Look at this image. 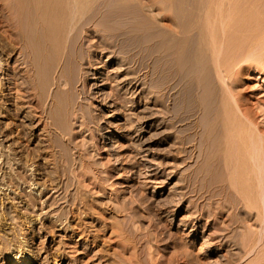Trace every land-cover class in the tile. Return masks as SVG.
I'll return each instance as SVG.
<instances>
[{"label": "rangeland", "instance_id": "obj_1", "mask_svg": "<svg viewBox=\"0 0 264 264\" xmlns=\"http://www.w3.org/2000/svg\"><path fill=\"white\" fill-rule=\"evenodd\" d=\"M222 1L179 0L183 19L170 11L174 0H121L125 26L103 29L98 16L82 29L76 79L57 88V69L39 78L18 62L19 49L0 53V264H264L262 168L258 198L244 197L232 188L222 145L225 119L235 116L264 140V57L244 59L249 33L264 30V0ZM219 7L228 10L218 45L228 46L220 54L229 62L221 80L210 61L198 62L202 90L187 99V80L167 71L164 55L174 41L187 44L184 20L199 29L204 11ZM29 74L43 90H27ZM18 81L32 120L13 111ZM203 89L232 100L228 112L218 101L207 108ZM36 178L44 189L31 185Z\"/></svg>", "mask_w": 264, "mask_h": 264}, {"label": "bare ground", "instance_id": "obj_2", "mask_svg": "<svg viewBox=\"0 0 264 264\" xmlns=\"http://www.w3.org/2000/svg\"><path fill=\"white\" fill-rule=\"evenodd\" d=\"M8 1H9L8 3H7V1H5L6 3L3 5V8L1 6L2 10L0 12V24L1 25L3 24L4 28H5L3 30V32L0 33V45L1 44L3 45L2 48L0 46V48L2 49V51L0 53H2L4 51L12 52L13 49L15 51V48L19 49V51L16 50V53L19 52L18 58H20V60L18 62L23 64V66L27 68V69L25 68L26 71L28 70L29 71L28 73H30L31 75H35V76L38 75L39 76L40 75L39 73H41L42 70L44 71V69L47 70L46 72L49 71L51 74L54 72L53 74L55 75V71L57 69V71H56L57 76L56 77L53 76L54 78L52 77V81L50 83V87H52V88L58 87L57 85L59 84L58 82L61 81L60 79H63L66 81H68V79H71V81L70 80L69 81L73 82L75 75L78 73V71L76 69L77 66H75V65L77 62L79 63V61L81 59L79 58L80 55H78V57H77V55H76L77 51L74 48V46H75V43L77 42L76 37L77 38L79 37L78 35H80L79 34L80 31L82 32V29H84V28L86 29V27H88V26L91 27L96 22L98 16H101L99 25L103 29L104 28L108 29V28H112V27L114 28V27H118V26L124 27L125 23L128 21L126 18V15H125L126 13L124 14L123 13L124 11L121 9V11H123V12H121L119 9L120 4H118V3L121 0H101V1H98V2H101L102 5L101 4L99 5V3L97 5V0H8ZM180 1L182 3V0H180ZM215 1H217V0H215ZM218 1H219L218 2L219 5H220V3L223 2L222 0H218ZM0 3L2 5L1 1H0ZM181 3L179 2V0L178 1L174 0V3H172L173 8L170 11H172L173 14H176L177 17L180 16L181 18H183V17L188 18L186 16H187V14H189V12L187 13V11L181 7L182 6ZM241 4H242V2H241ZM117 5H119V6H117ZM98 6H102L104 11L100 10V7L98 8ZM231 8L229 9V11L231 10ZM225 11H228V10L225 9L224 11H222L220 7L215 8L213 10L204 11L205 13H204L203 18H205L206 21L204 19L205 24H202L203 26H200L199 29L196 27H195L196 29L192 28V26H190V23L188 22L189 23V25H188L187 22H185V20H184V22H182L183 24L181 23L183 25V27L181 28V26L180 25L179 26H180V30H182V34H185V36H183L184 37L183 40L185 41L187 39V41H188V42L186 41L187 44H185L184 42H181V43L185 44V46H182L180 44V40H179L178 43L180 46H177L175 44V41L174 42L172 41L173 44L175 45L174 46L175 48L174 47L173 48L171 47L172 49L169 48L166 51V54L164 55L165 60H167V61L165 62L166 66H165V64H163V65L166 67L167 71L172 72V74H177V75L179 74L180 80H183V81L187 80L186 84H185L186 85L185 86V92H186V95L188 96L187 99H190L192 97V95L194 97L195 96L194 91L195 90L197 91L200 89L199 82L197 80V71H198V67H199L198 62H200L201 60L202 61H210V64H212L213 68L216 71L214 73L217 74L219 80H221L220 74H222V72L224 71L223 69L225 67V64H227V61L229 62L230 58L226 60V58H228L229 56L227 57L226 55H224L226 58H222L223 56L220 54V53H223V51L220 50L222 48V46L220 47L219 45L223 44V42H222L223 40H221L222 43L218 45V43H220L219 41L221 39V38H219L220 37L219 34L223 32L224 28L226 31V27H223V26H225L224 21L227 17V15L224 14ZM231 11H233V10H231ZM234 11H236V10H234ZM102 14H103V16H102ZM227 14H229V12H227ZM233 15H234V13H233ZM177 17H176V19L178 20L179 18H177ZM180 21L181 20L179 19V22ZM255 28H253L252 30L255 31L256 30ZM257 29L259 31L260 27ZM261 29H263V28H261ZM193 30H194V35L192 33ZM254 31H252V33H255ZM190 33H192V34L189 35ZM249 35H252V37L246 38V39H249L246 47L250 44L249 46L251 47V51H250L251 53L248 51L250 54L248 53V55H246V58H244V59L247 60V58H249V57H252L251 59H254L253 57L257 58L258 55H259L258 58H260V57L263 58L264 57V30H261L255 34L249 33ZM221 36H223V33L221 34ZM181 37L182 36H180L178 38L180 39ZM192 38H194L195 40ZM181 41H182V39H181ZM246 42H243V43L246 44ZM232 43H233V41H232ZM243 43H241V44H243ZM226 45H227V43H226ZM239 45H237V46H239ZM243 45H240L241 48ZM243 47L245 48V46H243ZM226 48L224 47L225 50L223 48H222V50H224L226 52ZM248 48H246V49L249 50L250 48L249 49ZM74 49L76 52H73ZM243 51H244V49H243ZM242 52H241V54L245 53V52L244 53H242ZM255 53H256V55L252 56V54H255ZM249 55H251V56H249ZM0 56H2V54ZM9 56H8V58H9ZM82 56H81V58H83ZM231 57H232V55H231ZM241 57H245V56H241ZM18 58H17V60H18ZM0 59H1V57H0ZM6 59H7V57H6ZM76 59H80V60H76ZM251 59H249V60H251ZM44 61L46 62V64L44 63ZM15 62H17V61H15ZM1 63H3V62H1ZM3 64H1V65H3ZM19 64H18V66H19ZM39 65H42L43 67L39 66ZM14 66H16V65H14ZM73 66H75L76 71L74 70ZM226 68H228V67H226ZM15 70H17V69L15 68ZM2 71H0V75L3 74ZM8 72L10 73V71H8ZM46 72H44L43 74H45ZM49 72L46 74L49 75ZM13 73H15V72L13 71ZM36 73H38V74H36ZM30 74H29V76L27 75L28 78L25 82L23 81L25 78L24 79L22 78L23 79L22 81L24 82V84H26L24 86L27 88V90H31V91L43 90L44 89L43 86L40 85L41 81L40 82L38 81L40 76L37 79L38 76L36 78H34L35 76L31 77ZM51 74L49 76H51ZM4 75L8 76L6 73ZM22 75H24V74H22ZM12 76L13 75H11V78H12ZM17 76H16V78H17ZM49 76H44V77H49ZM198 76H199V74H198ZM23 77H25V75ZM41 77H42V75H41ZM172 78H174V77L172 76ZM75 79H74V81H75ZM8 80H9V78H8ZM11 80L13 81V79H11ZM19 80H20V78H19ZM44 80H46V79L43 78V81ZM47 80H48V78H47ZM47 80H46V83L48 84L50 81L49 80L47 81ZM22 81H20V82H22ZM1 82H2V80H1ZM18 82H13V84H12L13 85L12 88L16 92V96H14L15 99L13 100L15 103L14 106L16 107V110H13V111H14V113H15V111H17V115L15 114L18 117L17 121L21 122L22 120L21 119L19 120V118H21V115L24 112L23 108L26 111V109L28 107L27 105L23 106L24 105L23 101H25L26 104H28L29 101L27 102L26 100L29 99L28 95H27V94H29V92L25 89V87L24 88L21 87L23 85L22 83H21L22 84L21 85L20 82L19 83ZM34 83H36V84L38 83V85H40V86H38V85L36 86V84H34ZM218 83H220V81H218ZM222 83H221V85H222ZM4 84H6V83H4ZM224 84H225V82H224ZM44 85H45V83H44ZM47 86H45V87H47ZM69 86H71L70 83H69ZM22 88L28 92V93L25 91L23 92L25 94L27 93L26 94L27 98L24 97L25 100H22V98H23L22 96L25 95V94L24 95L22 94V91H23ZM3 89H4V87H3ZM45 89H47V88H45ZM9 90H12V89L9 88ZM200 90H202V89H200ZM209 91H210V89H209ZM209 91H207L209 94L208 95L206 91L204 93V89H203L204 94H201L202 95L201 97H202L205 105H207V108L209 107L210 110H212L217 105L218 100H216L214 95L210 94L211 91H210V93H209ZM2 92L3 91H1L0 93H2ZM7 95H8V93H7ZM7 95L5 94V96H7ZM9 97H10V94H9ZM216 97L218 98V96H216ZM224 97L225 96L222 95L221 98L220 97L218 98V99H220V101H218V106L222 105L223 107L221 109L225 110L224 111V113H225L226 111L228 112V110H229L228 108H227L228 110L226 109L225 105L228 104L229 101H232V100H229L227 102ZM198 98L200 99V97H198ZM219 102L220 103L222 102V104L219 105ZM12 105H13V102H12ZM232 106H234V105H232ZM11 107H13V106H11ZM25 107H26V109H25ZM228 107H229V105H228ZM236 110L238 111L239 109H236ZM24 113H27L25 118H28L25 120H30L32 118V116L37 117V115H30L31 116L30 117L28 115V111L24 112ZM4 114L5 113H3V116H4ZM40 116H39V118H40ZM235 118H236V116L233 119L227 117L225 119V123H224V142L222 143L223 148H224V153H223L224 154L223 155L224 156V164L228 168V169L226 168V171L227 170L231 171V172L228 171V175L230 172L231 184L233 186L232 188L236 192L238 190L239 192H241V195L248 198L249 195L253 192V190H255L256 186L257 185L259 186L261 184V183L259 184L260 181H259V177H258L260 175V173L262 172V174L264 175V140L261 139L260 136H259L260 139L258 138L260 141L257 140V138L255 139V137L251 134L253 132H250L252 130L246 129V126L243 125L244 123L242 124V122H241L242 119L239 121ZM37 119L38 118H36V120ZM39 121H41V120L39 119ZM39 121H38V124H39ZM22 124H24V123H22ZM21 125L18 124L17 126L21 128L22 127ZM245 125H246V123H245ZM15 126H16V124H15ZM20 128H18L16 131L17 132L16 136H18L17 141H19L21 139L20 138V134H21ZM45 128H46V126H45ZM250 128H252V127L250 126ZM10 136H12V135H10ZM263 137H264V135H263ZM4 139H5V141L8 140V142H9V139H6L5 137H4ZM16 143H14V146L20 142H18L17 144ZM20 149H21V147H20ZM15 152H18V151L16 150ZM256 168H262V171L258 174V172H257L258 170L255 171ZM30 171H32V170H30ZM39 178L38 179L36 178L37 180L36 179L34 180L36 182L32 181L33 183L32 184L30 183L35 189L36 188L38 189L39 186L43 185V184H40L41 182L39 181ZM263 181H264V179H263ZM229 183H230V181H229ZM261 187L262 188H260V187L259 188L261 189V191L263 190L262 193H264V186H261ZM41 188L44 189L45 188L44 185ZM259 190H257V188H256V192ZM256 192H253V193L256 194ZM262 195H264V194H262ZM263 197H260L259 199H257V202H258V200L262 201ZM256 198H258L257 194H256ZM244 199H246V198H244ZM251 199L252 198H250V200ZM251 201H253V199ZM245 202H247V201H245ZM253 202H255V201H253ZM261 220H262V218H261ZM20 263H23V262H20Z\"/></svg>", "mask_w": 264, "mask_h": 264}]
</instances>
